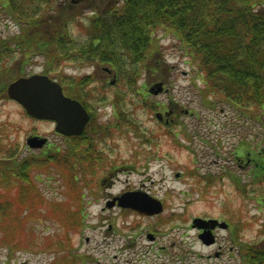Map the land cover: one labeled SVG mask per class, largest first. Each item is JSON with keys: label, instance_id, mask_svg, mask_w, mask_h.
<instances>
[{"label": "rangeland", "instance_id": "obj_1", "mask_svg": "<svg viewBox=\"0 0 264 264\" xmlns=\"http://www.w3.org/2000/svg\"><path fill=\"white\" fill-rule=\"evenodd\" d=\"M98 1L81 0L70 10L81 8L82 2L85 7H92ZM107 1L102 0V6ZM55 20L62 25L63 17L57 16ZM74 21L69 27L70 38L77 43L91 40L93 35L87 21L83 18ZM45 26L48 29L42 28L41 36L36 38L50 43L56 25L44 23ZM17 34L19 28L0 15V36ZM155 40L158 53L162 52L154 55L152 61L163 72L166 65L170 70L162 73L161 69L150 67L142 71L134 90L125 89L132 104L120 93L116 97V82L113 85L102 82L99 74L91 84L81 85L80 90L95 94L100 122L116 123L109 141L99 147L106 159L104 168L96 177H92L93 173L91 176L77 173L74 188L79 184L78 197L68 187L63 173L47 172L44 169L50 163L40 166L38 160L36 170H32L37 176L30 179L33 178L36 193L48 202L41 204L36 197H30L29 204L36 203V208H29V204L20 208L18 203L13 204L15 194L6 196L10 199L3 202H10V207H3L7 213L0 218V264H244L240 245H264V178L250 176L254 152L260 151V146L263 149V143L259 141V145L255 139L259 138L258 130L259 140L264 132L261 133L258 123L240 124L243 121V115L237 114L240 110L219 100L211 105L216 108L211 111V107L203 104L199 72L179 50V45L159 34ZM17 50L10 54V63L19 66L20 60H31L25 66L28 74L51 68L53 74L59 75L62 67L65 71L59 78L65 73L77 79L73 83L76 87L81 77L92 70L79 61L53 65L46 52L30 51L29 54H34L29 57L35 59H29L24 56L28 50L23 49L22 53ZM70 56L76 58L75 53ZM159 74L166 91L151 96L147 88L158 80ZM112 100H121L120 107L129 110V115L134 114L135 133L126 114L121 111L116 114V107L109 103ZM165 108L174 114L170 117L171 124L161 126L154 113ZM185 111L188 114L183 115ZM31 135L46 137L47 146L30 149L25 140ZM68 144L54 132L51 123L29 118L17 103L0 96L1 158L13 156L16 151V160L39 157L48 149L52 153L58 148L63 151ZM237 146V155L244 163L233 162ZM228 155L232 161L226 160ZM65 160L71 168L87 172L78 167V161L73 164L74 161ZM116 178L119 181L109 186ZM125 189L141 190L163 200V212L150 217L117 207L107 208L106 201ZM78 198L82 202L80 208ZM194 217L216 218L229 226L217 230L215 244L205 246L191 229ZM63 255L65 258L60 260Z\"/></svg>", "mask_w": 264, "mask_h": 264}, {"label": "trees", "instance_id": "obj_2", "mask_svg": "<svg viewBox=\"0 0 264 264\" xmlns=\"http://www.w3.org/2000/svg\"><path fill=\"white\" fill-rule=\"evenodd\" d=\"M73 5L71 0H0V15L19 28L18 36H0V96L4 97L7 82L12 80L17 71V65L10 63V54L14 50L18 51L17 49H26V53H48V59L54 64L68 59V52L79 53L78 58L71 57L74 61L96 60L110 64L117 73L115 85L118 89L114 95L118 97L116 93H120L131 103L125 89L134 90L142 71L150 67L153 70L161 69L162 73L170 70L166 65L163 72L152 61L158 53L155 36L159 34L160 37L165 36L176 42L179 50L196 67L200 81L203 82L201 95L204 105L211 107L215 100L228 104L233 109L240 110L239 113L236 112L239 116L243 115L241 122L248 121L251 125L258 123L263 134L264 0H115L107 8L98 9L97 16L83 17L93 35L85 43H77L70 38L69 27L84 12L83 9H87L82 2L83 6L72 12L70 9ZM57 16L63 17L61 26L55 20ZM44 23L56 25L50 43L36 38L41 36L42 28L44 31L48 29L44 27ZM161 74L158 79H161ZM81 79L78 88L91 82H84L87 78ZM62 81L65 83L66 80L62 78ZM73 83L75 82L69 84ZM70 94L81 100L85 107L89 104L92 110L90 101L96 99L95 94L89 96L77 89ZM90 124L91 134L85 138L94 142L97 138L96 131L100 128L93 120ZM129 126L136 132V125L129 122ZM90 142L86 143V149H82L80 141L73 140L63 151L60 148L52 153L48 149L43 156L22 160H16L17 151L6 159L0 157V187L6 190H0V218L7 213L4 208L10 207V202L5 204L3 201L10 199L6 196L12 193L15 194L13 204L18 203L19 207H27L30 197H36L41 204L48 202L36 193L33 178L30 179L35 175L32 170H36L38 160L41 162L40 166L50 163L44 169L47 172L56 170L55 173H63L68 187L76 191L79 197V184L74 188L76 176L79 172H85L71 168V164L65 159L74 161L73 164L78 161L79 168L98 172L103 159ZM260 142L264 148V135ZM259 159L260 168L256 169L255 178L262 180L264 152ZM80 201L78 198V208L82 204ZM29 208L35 209L36 203L31 202ZM65 215L67 216L66 211ZM240 247L244 264H264V248L250 244Z\"/></svg>", "mask_w": 264, "mask_h": 264}, {"label": "water", "instance_id": "obj_3", "mask_svg": "<svg viewBox=\"0 0 264 264\" xmlns=\"http://www.w3.org/2000/svg\"><path fill=\"white\" fill-rule=\"evenodd\" d=\"M162 90L161 84H155L150 92L157 94ZM9 98L20 103L28 115L39 120H52L55 122V131L63 135H77L87 121V114L82 106L75 100L65 97L61 87L46 76L32 75L28 78H18L7 87ZM44 139L29 137L26 143L31 148H40ZM121 207L136 210L139 214L153 215L162 211V204L143 193H125L118 199ZM200 222L197 224V222ZM193 223L198 228L204 229L199 235L205 243L212 242V237L207 230V224L200 219ZM213 228V225H211Z\"/></svg>", "mask_w": 264, "mask_h": 264}, {"label": "flooded vegetation", "instance_id": "obj_4", "mask_svg": "<svg viewBox=\"0 0 264 264\" xmlns=\"http://www.w3.org/2000/svg\"><path fill=\"white\" fill-rule=\"evenodd\" d=\"M215 154L217 153L216 151L214 152ZM238 160V158H236ZM238 162H243L242 160H238ZM239 167H243L242 165H239ZM215 256H218V253H215Z\"/></svg>", "mask_w": 264, "mask_h": 264}, {"label": "bare ground", "instance_id": "obj_5", "mask_svg": "<svg viewBox=\"0 0 264 264\" xmlns=\"http://www.w3.org/2000/svg\"><path fill=\"white\" fill-rule=\"evenodd\" d=\"M183 150H184V149H183ZM116 180H118V181H119V179H117V178H116ZM127 249H128V248H127ZM118 253H121V254H123L124 252H122V251H120V252H119V251H118Z\"/></svg>", "mask_w": 264, "mask_h": 264}]
</instances>
